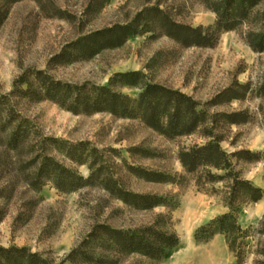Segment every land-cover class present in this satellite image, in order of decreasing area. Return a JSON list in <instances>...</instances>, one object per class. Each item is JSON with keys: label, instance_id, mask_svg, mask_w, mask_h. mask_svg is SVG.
Wrapping results in <instances>:
<instances>
[{"label": "rangeland", "instance_id": "obj_1", "mask_svg": "<svg viewBox=\"0 0 264 264\" xmlns=\"http://www.w3.org/2000/svg\"><path fill=\"white\" fill-rule=\"evenodd\" d=\"M219 1L18 0L6 4L0 0V15L5 13L0 24V95L9 98L0 115L1 247L26 246L51 264H237L223 234L206 241L195 237L202 225L229 211L220 192L225 184L199 186L197 174L183 168L179 151L219 137L229 153L260 152L259 160L234 161L241 175L264 191V50L251 45L255 34L264 32V0L238 26L223 31L213 46H184L151 22L150 31L92 57L73 61L57 57L80 36L131 22L153 6L181 23L213 25L217 14L211 5ZM37 70L65 82L101 85L116 73L139 71L136 84L115 82L114 89L132 98L148 82L179 89L199 101L208 117L193 133L171 137L140 117L105 111L77 114L49 99L10 95L21 75L34 79ZM231 87L237 98L220 96ZM10 112L30 123L16 149L7 146L16 123ZM230 113H238L239 121L230 122L226 116ZM44 155L86 181L70 190L59 189L51 177L40 173ZM136 167L161 172L168 180H147ZM212 187L219 192H211ZM120 189L156 195L161 203L149 208L134 205L118 196ZM237 217L243 227H253L252 250L245 264H260L264 256L255 251L264 238L259 225L264 223V194L259 201L243 205ZM101 224L154 225L176 233L179 244L156 258L118 251L108 244L100 246L104 242L99 239H89ZM79 246L103 256L102 262L68 257Z\"/></svg>", "mask_w": 264, "mask_h": 264}, {"label": "trees", "instance_id": "obj_2", "mask_svg": "<svg viewBox=\"0 0 264 264\" xmlns=\"http://www.w3.org/2000/svg\"><path fill=\"white\" fill-rule=\"evenodd\" d=\"M6 4L18 0H3ZM260 0H220L211 5L217 18L213 25L193 26L172 19L159 6H153L140 11L135 18L125 24H115L82 35L69 43L57 57L67 61L84 59L94 56L106 48H113L123 44L129 37L151 30V22H157L166 35L184 46H213L223 31L238 26L247 18L252 9ZM5 13L0 15V24ZM251 45L255 50H264V32L255 34ZM139 71L116 73L106 85L84 82L81 84L65 82L48 74L44 70L33 73L34 79L21 75L15 82L10 95L25 96L36 100L49 99L74 113L91 114L105 111L120 117H140L148 126L161 133L175 137L189 135L196 131L207 120V111L200 107L199 101L191 95L158 83L148 82L136 98H132L114 89L115 82L136 84L140 76ZM24 84L26 87H24ZM246 87V85H241ZM228 95L226 100L237 98L233 88L226 89L220 96ZM8 95H0V115L7 104ZM7 110V109H6ZM13 112V111H12ZM10 112L11 121L15 126L8 137L7 146L16 149L23 141L24 132H27L30 123L27 119ZM230 122H238V113L226 115ZM2 118V115H1ZM209 134V133H208ZM215 137L204 144H194L179 151V160L188 173L197 174L196 182L204 187L218 182L225 184L220 191L224 204L229 211L212 218L202 225L195 233L198 240L206 241L215 234H223L229 249L234 253L237 264H245L251 252L252 225L243 227L238 221L237 213L241 207L251 202L259 201L264 194L261 187L251 180L244 178L236 169L237 161L259 160L261 153L250 149H241L227 152ZM72 149L78 145H72ZM83 160V159H82ZM51 177L61 190L73 189L86 181L76 171L62 165L49 155L42 157L39 168ZM139 175L151 181H166L168 177L157 171H149L136 167ZM94 174V173H93ZM89 176L87 182L92 179ZM211 192H219L212 187ZM119 197L134 205L149 208L161 203L160 198L151 194H139L120 189ZM264 228V223H259ZM264 232V230H261ZM99 239L118 251L139 252L150 257H161L169 249L179 244L176 233L162 230L154 225L139 228H115L106 224L95 227L89 239ZM90 242V241H89ZM83 247L74 248L68 257L84 256L86 260L99 263L103 256H95L92 252H84ZM258 254L264 256V238L258 244ZM264 264V260H258ZM0 264H51L50 261L38 252H32L26 246L1 247Z\"/></svg>", "mask_w": 264, "mask_h": 264}, {"label": "bare ground", "instance_id": "obj_3", "mask_svg": "<svg viewBox=\"0 0 264 264\" xmlns=\"http://www.w3.org/2000/svg\"><path fill=\"white\" fill-rule=\"evenodd\" d=\"M263 208V207H262Z\"/></svg>", "mask_w": 264, "mask_h": 264}]
</instances>
